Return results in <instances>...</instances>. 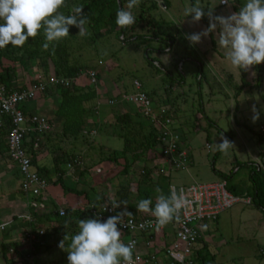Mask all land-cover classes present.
Here are the masks:
<instances>
[{
    "label": "rangeland",
    "instance_id": "obj_1",
    "mask_svg": "<svg viewBox=\"0 0 264 264\" xmlns=\"http://www.w3.org/2000/svg\"><path fill=\"white\" fill-rule=\"evenodd\" d=\"M220 1L199 0L206 12L211 7L214 8L215 15L224 16L238 12L245 3V0H231V6H228L221 5ZM127 3L128 0H122V7H126ZM194 3L196 0H140L132 12L136 16L137 32L144 36L131 42H121L118 30L114 29L90 43L89 32L80 36L77 28L78 39L71 42L73 47L69 59L82 64L76 79L79 85H89L85 72L94 66L99 75L95 89L101 102L105 104L97 109L102 115L108 113V108L110 115H114L125 110L128 104L133 106L128 103L112 107L107 100L118 101L121 95L133 93L134 80L139 81L142 89L151 93L154 100H159L175 110L170 127H175L180 135V143L187 150L191 164L186 169L165 172L159 182L160 192L167 195L170 186L178 189L179 186L194 182L215 181L220 179L219 173H231L229 182L236 185L243 194L250 187L248 168L241 166L237 169L236 163L253 162L260 165V175H264V135L259 133V126L264 125V98L255 87L254 68L245 72L246 85L235 96V89L240 84V69L232 66L225 56L226 50L218 47L216 33H210L196 45L186 39V34L201 32L209 26L207 15L198 23H193L191 16L184 15L185 8ZM149 20L162 31L166 42L148 38V33L151 32H146L145 23ZM141 24L142 28H139L138 25ZM145 46L150 49L148 58L160 62L161 66L155 67L148 62L144 53ZM151 47L155 49L151 50ZM179 58L182 67L175 65ZM28 73V81L30 77L36 78L39 75L45 80L51 74V69L44 76L41 70L36 69H30ZM253 104L260 109V119L255 123L251 119ZM104 115L99 117L98 122H93L94 118L87 115V133L83 137L61 141L65 149L81 160L86 170V174L79 176L78 166L70 168L71 172H68L71 175H67L65 183L85 189L89 184H94L97 187L95 196L107 197L108 200H102L105 203L114 200L113 193L119 184H131L132 195L127 209L130 211L135 208L138 216L150 215L151 213L137 211L139 201L134 184L145 157L132 164L127 174L120 172L124 164L122 139L116 134L113 135L112 131L116 133L118 128L112 130L109 123L104 121ZM88 127L92 130L88 131ZM227 132H231L230 141L235 146L227 155L218 151L212 163L216 150L210 146L220 143L221 136L227 137ZM108 154L117 157L114 161L107 160ZM156 160L157 158L151 160V163H157ZM147 161L150 163V160ZM45 164L51 168L49 155ZM95 169H99V173ZM91 178L94 180H89ZM143 187L150 189L154 207L158 197L155 186L152 184ZM240 198L244 199L245 196ZM121 208L124 209V206ZM202 224L203 241L207 250L214 255L216 264H264V221L261 212L252 203H235L222 211L216 220ZM41 225L45 231L52 233L48 221ZM4 228L0 230V242L9 241L3 238L8 230V227ZM76 233L72 229L60 230L55 235L53 245L43 251L44 253L41 252L36 264H68V252L60 249L58 244L66 234L70 238ZM4 262L0 249V264Z\"/></svg>",
    "mask_w": 264,
    "mask_h": 264
},
{
    "label": "trees",
    "instance_id": "obj_2",
    "mask_svg": "<svg viewBox=\"0 0 264 264\" xmlns=\"http://www.w3.org/2000/svg\"><path fill=\"white\" fill-rule=\"evenodd\" d=\"M73 5H82L84 7L83 12L87 18V24L85 25L86 32L89 33L90 43H92L95 39L101 37L103 34L108 33L114 29H117L119 32V40L121 42H131L133 40L138 39L140 36H144L139 34L137 31L136 24L127 27L120 28L116 25V13L117 10L122 7V0H67V7L60 9L64 14H69L70 9ZM204 18V17H203ZM146 32L148 33L149 39H155L159 41H165L166 39L162 36V31L159 28L155 27V24L152 20L146 22ZM139 28H142V24L138 25ZM142 30V29H141ZM77 27L71 26L69 30V36L63 38L58 43H54L50 45L49 49L45 51L42 47L45 42V37L43 35V31L35 37L29 38V40L24 44L23 47H13L8 45L5 48H0V82L6 85L8 90L15 89H23L28 87L31 84H35L38 82H46L47 78L44 80L40 75L36 78H31L27 85H22L19 88H9L7 86V82L15 79L17 76V68L15 64L19 65V71L22 73H26L28 76V71L30 69L41 70L43 76L47 74L51 69V74L57 77H63L66 79H73L69 85L65 86L63 84L59 85H46L45 90L38 95V97H57V102L48 116V120L51 123V120H54L56 117L60 119L59 124L55 125L49 132L44 133L42 135V141H40L38 147L36 149H32L31 145L35 134L28 133L23 141L24 147L27 148V151L31 154L30 156V164L31 167L34 168L36 172H38L43 178H46L47 184H59L62 191L71 192L76 195H84V197H88L87 192L91 190V186L85 188H77L76 186L68 185L64 182V179H67V165L70 164L72 167L78 166L79 176H83L86 174L85 167L82 165L81 160L76 158L70 151L65 149L61 141L64 139H75L78 136L83 137L84 134L87 133L86 130V119L85 116L90 111L95 112V102L94 100L97 97V91L95 87L90 84L79 85L77 83V77L79 75L80 69H82V64L74 61H70L69 56L72 52L71 42L76 41L78 39V34H76ZM127 34V35H126ZM80 38V37H79ZM170 50L169 47L166 49ZM54 49V51H53ZM155 48L151 47V50ZM148 50L146 46L144 47V53L148 58ZM159 50V49H157ZM148 62L152 65L161 66L159 62L156 60L148 58ZM155 62L157 65H155ZM7 63V64H6ZM98 63H100L98 61ZM181 63L180 67H182L181 58L176 61V66ZM84 65V64H83ZM51 67V68H50ZM158 68V67H157ZM256 75H255V87L259 93V95L263 96L264 92L262 87V75L264 72V64L253 66ZM95 71L96 81L99 78L94 66L90 68ZM86 75V74H85ZM87 77V76H86ZM97 85V84H96ZM246 79H245V71L240 70V84L235 89V96H237L245 87ZM143 90V89H142ZM144 91V90H143ZM150 100L154 104V108H159L163 104L165 107V111L163 113V117L172 118L173 112L175 111L172 107H168L167 104L163 102L157 104L154 101V98L151 93L144 91ZM119 95H117L118 97ZM94 100V101H93ZM117 101V100H116ZM93 102L94 106H90ZM88 104V105H86ZM120 103H114L112 107H117ZM128 104V103H125ZM129 105V104H128ZM126 106V109L118 114L110 115L107 119V122L112 127V130L118 128V131L114 133L116 136L122 139V158L124 160V164L120 172L122 174H127L132 164L137 163L141 157L143 158V162L140 164V168L136 174L135 184V193L138 201L142 199H151V191L147 187H143L145 185H154L156 190H160L159 182L160 179L164 177L165 172L176 171L172 169H165L163 172L159 169V164H152L151 160L158 157V149L160 147V137L158 136L157 127L149 120V118L141 115L136 106ZM161 107V106H160ZM25 111V110H24ZM46 116V115H45ZM111 122V123H110ZM58 126V128H57ZM56 127V129H55ZM10 128V122L7 118L4 119L2 126L0 127V154L6 153V144H5V136ZM173 130L178 134L176 128ZM179 135V134H178ZM227 138L231 139V132L225 133ZM180 141L182 140L179 135ZM182 144L178 142V146ZM47 149V150H46ZM184 149V148H183ZM188 153V152H187ZM218 151L215 152L212 157V163L214 162L215 155ZM44 154L49 155L51 158V168L45 165H40L37 161L40 159L41 155ZM7 155V153H6ZM43 155V156H44ZM150 160V163L146 159ZM42 156V157H43ZM128 156V157H127ZM189 160L190 156L187 154ZM115 157L111 154H108L107 160H115ZM130 157V158H129ZM264 157V152L263 156ZM129 158V159H128ZM264 161V160H263ZM191 164V161L189 165ZM264 164V162H263ZM248 168V178L250 180V187L244 191L242 194L241 191L237 189V186L229 182V178L231 173L223 174L219 173V178L225 180L226 188L232 194L241 197H250L251 202L254 206H256L260 212L264 209V175H260L261 169L258 168L253 162H241L236 163V168L239 167ZM85 170V171H84ZM18 171V170H17ZM213 171H215L213 169ZM53 173L55 178L52 180L48 177L49 173ZM20 176V175H19ZM76 183V182H75ZM77 184V183H76ZM131 184H119L113 193L114 200L113 201H127V205L131 199L132 191ZM20 189V188H19ZM21 191V190H20ZM158 192V191H157ZM170 190L168 191L169 195ZM160 192H158V195ZM102 200H108L107 197H103L102 195H96L95 201L90 205V207H84L83 209L66 207L64 208V214L59 216L56 212L55 217L49 216L45 218L49 220V223H52L53 219H55L56 223H66L70 222V226L68 228L78 227L79 219H88V218H96L95 214L92 212L93 210L99 209L101 205L105 202ZM107 202V201H106ZM110 202V201H109ZM29 212L31 216L36 215V210L34 207L29 206ZM123 207V206H121ZM120 207V209H121ZM123 210V209H122ZM129 211V209H127ZM129 212L132 213L131 216H137L136 209H132ZM52 218V219H50ZM217 219V218H216ZM215 219V220H216ZM175 221V220H173ZM39 222H44L43 220H32L29 224L37 226ZM4 229V227H3ZM0 229V230H3ZM73 231V230H72ZM75 233V231H73ZM44 235V233H43ZM38 239L34 241L31 247V252L33 255H36L37 248L39 246ZM13 248L14 253H10L9 249ZM0 249L6 264H14L17 261L21 263H25L26 259L24 258V254L19 250V246L17 242L2 241L0 243ZM36 262V261H35ZM192 264H216L214 261V255L211 254L207 250V245L203 241V237L200 236L197 239L196 248L193 252V263Z\"/></svg>",
    "mask_w": 264,
    "mask_h": 264
},
{
    "label": "clouds",
    "instance_id": "obj_3",
    "mask_svg": "<svg viewBox=\"0 0 264 264\" xmlns=\"http://www.w3.org/2000/svg\"><path fill=\"white\" fill-rule=\"evenodd\" d=\"M139 3L140 0H128L126 7L117 10L115 23L118 27L136 24L132 9ZM222 4L231 6V0H222ZM64 7H67V0H0V48L8 45L23 47L41 30L45 51L68 37L71 26L77 27L79 35L84 36L88 22L84 7L73 5L67 15L60 11ZM184 15L191 16L193 23L200 22L206 15L209 19V26L201 32L186 34L192 45L201 43L210 33H216L218 47L226 50L225 56L235 68L248 72L253 66L264 64V0H245L238 12L227 16L215 15L211 7L206 12L196 0L191 7L185 8ZM252 113L251 119L255 123L260 119V109L255 104ZM234 146L227 137L221 136V142L210 147L227 155ZM194 202L184 189L170 191L169 195L160 192L154 207L151 199H142L137 204V211L151 213L159 230L173 220H179L181 211L190 208ZM122 205L123 211L106 221L79 219V231L70 238L66 234L58 244L60 249L68 252V264H134L135 242L125 244L121 239L124 217L132 213L127 210V201L111 204L114 210ZM66 241L69 242L66 244Z\"/></svg>",
    "mask_w": 264,
    "mask_h": 264
},
{
    "label": "built area",
    "instance_id": "obj_4",
    "mask_svg": "<svg viewBox=\"0 0 264 264\" xmlns=\"http://www.w3.org/2000/svg\"><path fill=\"white\" fill-rule=\"evenodd\" d=\"M220 4L225 5L222 4V0ZM180 65L181 63L178 64V67ZM85 74L90 84L96 88L95 71L88 69ZM72 81L73 79L49 75L46 82L40 81L20 90H8L6 85L0 82V127L5 118L10 122V128L5 136L7 157L16 166L20 175L19 188L29 199L28 205L34 207V209L43 206L39 201L46 191L47 182L31 167V154L24 147L23 141L28 133L35 134L31 148L36 149L40 138L44 133L51 130L52 125L44 114L24 111V105L26 102L36 99L45 90L46 85L63 84L67 86ZM133 87L135 89L133 93L121 95L118 101L133 104L141 115L149 118L157 127L160 147L156 164H159L160 171L163 172L166 168L172 170L186 169L190 163L187 150L178 146L180 139L179 135L173 130L174 127H170L171 118L163 117L165 107L155 109L153 102L142 90L139 81L134 80ZM262 87L264 92V72ZM115 102L114 99L107 100L109 105H113ZM259 133L264 135V125L259 126ZM67 167L69 170L73 168L70 164ZM96 171L98 172L99 169H96ZM180 189H184L188 197L195 202L190 208L181 211L179 220L169 223L172 232L166 231L167 225L157 230L155 217L151 214L124 217L125 226L121 227V231L122 235H126L125 244L135 242L134 264H192L197 239L201 236L202 223L215 220L222 211L235 203L250 204L251 202L250 197L241 199L227 190L223 179L206 183L194 182L186 186H179L178 189L174 186L169 188L170 191H179ZM112 202L104 203L99 209L92 211L97 219L106 221L110 216L123 211L122 208L114 210L111 206ZM261 211L264 221V209ZM61 213L64 214L63 208L58 210L59 216L63 215ZM26 219L28 222L33 220L31 215H27ZM149 222H151V226H149ZM0 226H2L0 229H3V225ZM43 233L42 229L31 227H27L23 231L21 242L23 245H27L28 249L24 253L26 261L21 264H36L31 247L34 241L40 238ZM167 233H172V238L165 241V234ZM141 239L143 240L144 252L138 250ZM9 252L13 254V248H10Z\"/></svg>",
    "mask_w": 264,
    "mask_h": 264
},
{
    "label": "crops",
    "instance_id": "obj_5",
    "mask_svg": "<svg viewBox=\"0 0 264 264\" xmlns=\"http://www.w3.org/2000/svg\"><path fill=\"white\" fill-rule=\"evenodd\" d=\"M15 67L18 70L17 76L15 79L6 83L9 88H14V87L19 88L23 84L27 85L29 83L26 73H22L21 71H19V65L18 64H15ZM96 95H97V97L94 99V100H96L95 107H94L95 112L90 111L85 116V119H86L87 115L92 116L94 118V120H92L93 122H95V121L98 122L100 120L99 117H102L104 115V114L102 115V114L98 113L97 109L100 107V105H105V104L101 102V97H98V92ZM120 97H119V99H120ZM154 101L157 104H159V103L161 104V102L159 100L157 101L155 99ZM56 102H57V97H55V96H50V97H45V98L37 97L36 99H34L30 102H27V104L24 105V110L27 112H30V113H33V112L41 113V114H44L48 117L49 115H47V114L51 113ZM115 103H120L119 105L125 104V102H120V101H116ZM86 105H88V104H86ZM90 106H94L93 102ZM161 107H164V106H161ZM123 111L124 110H121L120 113ZM110 112H113V111H110ZM109 116H110V113H109V108H108V113L106 112V114L104 115V118H105L104 121L107 122V119L109 118ZM88 118H89V116H88ZM59 122H60V119L58 117H56L54 120H51L53 127H54V124L57 125V124H59ZM57 128H58V126H57ZM90 130H92V128L88 127V131H90ZM181 146L183 147V145H181ZM43 155L44 154L41 155V157L37 161V163L40 165L46 166L45 162H46L48 155H46V156L45 155L43 156ZM263 160H264V157L262 158V161ZM258 168H260V165L258 166ZM68 170H67L66 174L68 176H70L71 171L69 170L70 172H68ZM95 172H97V171H95ZM97 173H99V171ZM48 177L53 180L55 178V175H53V173L50 172L48 174ZM93 178H94V176H93ZM93 178H91L89 180H94ZM44 179L46 180V178H44ZM65 181H66V179H64V182ZM19 182H20V176H19V173L17 171L16 166L8 159L6 153L0 154V225H3V227H8V230L6 231L5 235H3V238L9 239V241L17 242V245L19 246V250L21 251L22 254H24L27 251L28 246L25 244L23 245V243L21 242L22 234H23V231L27 227L33 228V225L29 224V222L26 219V216L31 214L29 212V207H28V200L29 199L22 193V191H20ZM90 186L92 188H91V191L88 190V192H87L88 197H84V195H76V194L71 193V192L62 191L59 184H47L46 191L40 197V201L38 200L39 202H41L43 204V206L35 209L36 215L32 216V219H34V220H37V219L43 220L44 219V222H47L49 220H47L45 218H48L49 216H52V218L55 217L56 212L58 213V210L60 208L64 209L66 207H72V208L83 209L84 207H90V205L95 201V190L97 188L96 185H94V184H89L88 187H90ZM52 218H50V219H52ZM41 224H42V222H39V224L37 226L34 225V228L35 227L40 228L44 231V235H42L40 238H37L38 242H39L38 243L39 246L37 248L36 255H34L35 261H36V259L39 260V255L44 253L43 251L47 250L48 247H51L53 245L54 240H55L54 239L55 235H57L60 230L72 229L75 232L79 231V228L76 226H75V228H68L70 226V222H66V223H62V224L56 223L55 219L52 221V223H50L52 233L50 231H47V230L45 231L44 227ZM171 228H172L171 225L168 224L166 231L172 232ZM203 228H204V225L202 224L201 229H200L201 236H202V229ZM51 234L53 236L52 238H51ZM171 234L172 233L165 234V241H168L172 238ZM121 239L125 243L126 235H122ZM142 241L143 240L141 239L140 245L138 246V250L140 252H144V250H145L143 245H142ZM40 242H41V244H40ZM42 247H43V249H41ZM16 263H21V262L17 261ZM35 263H37V261ZM40 263L42 264V262H40ZM4 264H6V262H4Z\"/></svg>",
    "mask_w": 264,
    "mask_h": 264
}]
</instances>
